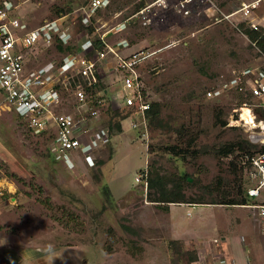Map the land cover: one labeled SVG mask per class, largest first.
Masks as SVG:
<instances>
[{
    "label": "rangeland",
    "instance_id": "1",
    "mask_svg": "<svg viewBox=\"0 0 264 264\" xmlns=\"http://www.w3.org/2000/svg\"><path fill=\"white\" fill-rule=\"evenodd\" d=\"M10 1L28 28L66 17L74 23L77 40L105 35L109 43L125 42L127 53L150 54L140 69L144 94L149 103L160 104L167 126L153 127L147 120V128L134 129L132 122L139 120L133 115L121 122V132L109 125L117 121L113 108L118 109L123 93L118 75L111 74L103 84L109 93L101 117L92 123L96 130L108 128L110 141L97 150L93 169L79 152L71 153L76 165L71 170L69 159L50 154L51 139L34 135L0 93V264H190V253L197 257L214 238H229L241 261L251 243L262 264L264 238L254 210L197 203L160 206L149 202V188L135 181L145 169L172 179L187 174V199L210 202L204 189L218 183L233 159L220 157L218 150L236 138L264 145L256 99L235 89L207 96L221 81H246L255 76L253 70L264 71V57L240 30L245 23L217 22L206 15L207 6L181 17L173 8L177 0H169L167 8L145 0L149 11L137 16L133 13L141 0H113L82 29L74 13L87 0ZM213 1L224 13L239 5V0ZM215 17L223 18L220 11ZM34 53L29 70L60 58L55 49ZM72 108L67 102L61 111ZM243 108L251 110L256 127L241 121ZM253 136L257 141H251ZM192 138L198 158L182 159L168 151L174 145L186 147ZM251 201L264 202V195Z\"/></svg>",
    "mask_w": 264,
    "mask_h": 264
},
{
    "label": "built area",
    "instance_id": "2",
    "mask_svg": "<svg viewBox=\"0 0 264 264\" xmlns=\"http://www.w3.org/2000/svg\"><path fill=\"white\" fill-rule=\"evenodd\" d=\"M168 2L158 0L153 6L167 8ZM112 3L113 0H87L74 14L82 25H89ZM196 6H207L206 15L217 22L236 19L255 31H260V27L264 29V0H239L237 9L230 13H224L213 0H177L173 8L178 15L187 18ZM147 10L149 8L141 10L137 16L144 15ZM219 11L223 18L215 17ZM64 18L28 28L15 15L13 3L0 0V93L5 106L23 119L34 135L51 139L49 152L52 156L69 159L73 164L71 170H74L75 157L71 153L79 152V158L93 169L97 164V150L110 141L108 128L96 130L92 126L94 120L101 117L100 107L104 101L95 102L94 92L105 83L107 76L117 74L123 92L117 98V107L134 111L133 116L139 120L132 122L134 129L141 125L147 128V112L151 103L145 98L140 69L151 55L143 51L127 53L129 47L125 42L109 43L105 35L77 40L75 32L71 31L74 23ZM59 46L65 49L64 52L58 50ZM41 49H55L60 53L59 60L29 70L30 56ZM252 72L255 76L246 81L238 77L221 81L220 86L209 91L207 96L211 98L215 90L218 93L233 89L246 91L264 108V71L257 68ZM67 102L73 110L61 111ZM257 138L253 136L251 141L255 142ZM241 163L248 197L262 198L264 152L245 155ZM148 177L149 171L145 169L135 181L148 188ZM244 207L254 210L260 234L264 237V202ZM225 245L220 238L213 239L208 252L198 253L197 260L190 264H232L226 255Z\"/></svg>",
    "mask_w": 264,
    "mask_h": 264
},
{
    "label": "trees",
    "instance_id": "3",
    "mask_svg": "<svg viewBox=\"0 0 264 264\" xmlns=\"http://www.w3.org/2000/svg\"><path fill=\"white\" fill-rule=\"evenodd\" d=\"M147 4L145 0H141L133 14L139 13L141 10L146 8ZM82 25V29H84ZM91 31L92 29L89 28ZM240 30L243 34L247 35L252 44L255 45V49L259 51V56L264 57V29L260 31H255L247 24H241ZM60 52H64L63 47H58ZM100 93H103L101 95ZM93 100L98 102L99 100H104L106 97L105 88L103 84L100 85L98 90L93 94ZM98 95V97H97ZM160 104L151 103V109L147 112L148 124L153 127L163 128L167 126L164 120L161 118ZM113 108L114 117L117 121L109 122V125H113L120 132L122 131L121 122L125 121L129 116L134 114L132 109L128 108ZM260 108L261 120L264 121V108ZM222 126H227L226 122H222ZM184 130V129H183ZM196 138H192L187 141L186 147L172 146L168 149L172 155L181 157L185 159L192 156L193 158H198L199 151L195 149ZM217 152V151H216ZM264 152V145L252 144L247 139L236 138L235 140L227 143L218 150L217 154L222 158H233L229 163H227L222 170V174L218 178V183L213 187L205 188L204 191L210 195V202L204 199H187L185 194L184 184L190 183L189 176L187 174L181 175L178 179H172L166 177L159 173L157 170H150L148 177V200L151 203H155L162 206H169L171 204L180 203H197V204H210V205H221L226 207H244L248 205H253L254 203L247 195V181L245 184V173L244 167L242 166V158L245 155L253 156L257 153ZM101 164V163H99ZM246 185V187H245ZM107 189V187L105 188ZM108 189L106 190V192ZM127 232H131V227H124ZM180 246L182 242L177 241ZM198 258L196 253H190V261H194Z\"/></svg>",
    "mask_w": 264,
    "mask_h": 264
},
{
    "label": "crops",
    "instance_id": "4",
    "mask_svg": "<svg viewBox=\"0 0 264 264\" xmlns=\"http://www.w3.org/2000/svg\"><path fill=\"white\" fill-rule=\"evenodd\" d=\"M108 93H109L108 90H105V94H108ZM116 105H117V102H116ZM118 107H119V105H118ZM243 208H245V207H243ZM246 209H248V208H246ZM226 239L228 240V242L225 241V243H226L225 249H226V253H227L226 255L228 256V258L232 264H247V263H249V264H261L259 261L257 253L254 251L253 247L251 246V243H249V242L246 243V248L244 247V249H243V252L246 256H244L243 260L241 261V258L238 257V254H235L231 250L230 245H229V243H230L229 238H226ZM210 245H211V243H209V246ZM206 252H208V251L206 250ZM262 264H264V262Z\"/></svg>",
    "mask_w": 264,
    "mask_h": 264
},
{
    "label": "bare ground",
    "instance_id": "5",
    "mask_svg": "<svg viewBox=\"0 0 264 264\" xmlns=\"http://www.w3.org/2000/svg\"><path fill=\"white\" fill-rule=\"evenodd\" d=\"M254 116L249 108H243L241 111V121L245 122L247 125L256 127ZM263 129V134L261 135V140L264 142V123L261 124Z\"/></svg>",
    "mask_w": 264,
    "mask_h": 264
}]
</instances>
